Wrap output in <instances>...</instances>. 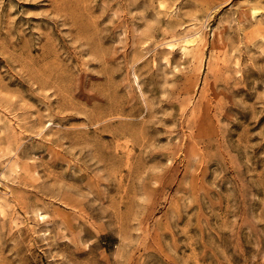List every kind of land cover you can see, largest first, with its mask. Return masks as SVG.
I'll use <instances>...</instances> for the list:
<instances>
[{
    "label": "rangeland",
    "instance_id": "rangeland-1",
    "mask_svg": "<svg viewBox=\"0 0 264 264\" xmlns=\"http://www.w3.org/2000/svg\"><path fill=\"white\" fill-rule=\"evenodd\" d=\"M0 0V264H264V0Z\"/></svg>",
    "mask_w": 264,
    "mask_h": 264
},
{
    "label": "bare ground",
    "instance_id": "bare-ground-1",
    "mask_svg": "<svg viewBox=\"0 0 264 264\" xmlns=\"http://www.w3.org/2000/svg\"><path fill=\"white\" fill-rule=\"evenodd\" d=\"M52 4V8L57 12L65 11V6L60 0H48Z\"/></svg>",
    "mask_w": 264,
    "mask_h": 264
}]
</instances>
